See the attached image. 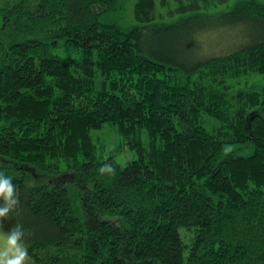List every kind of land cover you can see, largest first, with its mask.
I'll use <instances>...</instances> for the list:
<instances>
[{
    "label": "trees",
    "instance_id": "1",
    "mask_svg": "<svg viewBox=\"0 0 264 264\" xmlns=\"http://www.w3.org/2000/svg\"><path fill=\"white\" fill-rule=\"evenodd\" d=\"M175 1L192 16L147 30L156 0L135 27L108 21L126 0H0V170L19 196L2 227L32 264H264V85L237 87L264 74V2ZM217 28L235 49L180 60ZM106 125L126 165L99 153Z\"/></svg>",
    "mask_w": 264,
    "mask_h": 264
},
{
    "label": "rangeland",
    "instance_id": "2",
    "mask_svg": "<svg viewBox=\"0 0 264 264\" xmlns=\"http://www.w3.org/2000/svg\"><path fill=\"white\" fill-rule=\"evenodd\" d=\"M137 0H126L125 11L119 12L116 15H112L109 17L108 21L117 22L124 27H135L139 26L134 19V5ZM242 0H228L226 3L219 5L218 7H212L207 11L203 12V17H213L215 15H221L225 12H228L234 8L236 4H238ZM264 2V0H259ZM167 2L166 6H163L162 3ZM179 7V4L175 0H156V8H157V17L154 22L147 24V30H152L158 26L168 25V24H176L182 20L190 18L192 16L191 13H176V9ZM171 11H174V14H170ZM210 22L208 19H204L203 23ZM211 33L202 37V45H199V48L193 47L192 43L184 44L181 47H188L189 49L184 50L181 48L180 50V60L186 63H192L199 60H204L207 58L206 51L211 54L219 55L227 51H232L235 49L234 44L226 39L230 35L223 28H217V30L212 29ZM231 31V29H229ZM235 33L236 31L233 30ZM226 38V39H225ZM153 39L150 41L152 42ZM183 41V40H182ZM151 45L155 48H160L163 50H173V55H178L179 52V44H169L166 45V48L155 44ZM192 50H191V49ZM213 50V51H212ZM195 51V52H194ZM211 51V52H210ZM253 83H257L260 85H264V74H252L248 76L241 77L238 80V88L250 85ZM92 136L96 145L98 146V150L100 154H104L106 156H114L116 162L121 165H126L129 161L133 160L136 156L134 150L129 149L128 146H124V148H120L123 144L122 137L119 135L118 129L115 126L106 125L101 130H96L92 132ZM120 148V149H119Z\"/></svg>",
    "mask_w": 264,
    "mask_h": 264
},
{
    "label": "clouds",
    "instance_id": "3",
    "mask_svg": "<svg viewBox=\"0 0 264 264\" xmlns=\"http://www.w3.org/2000/svg\"><path fill=\"white\" fill-rule=\"evenodd\" d=\"M115 169L105 164L99 168L101 175L114 173ZM13 177L0 170V264H32L25 230L19 224L5 231L2 222L9 217L19 204V196Z\"/></svg>",
    "mask_w": 264,
    "mask_h": 264
}]
</instances>
